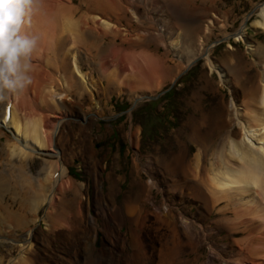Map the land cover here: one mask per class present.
Masks as SVG:
<instances>
[{
  "label": "bare ground",
  "instance_id": "1",
  "mask_svg": "<svg viewBox=\"0 0 264 264\" xmlns=\"http://www.w3.org/2000/svg\"><path fill=\"white\" fill-rule=\"evenodd\" d=\"M116 1L118 0H86L87 5L83 8L76 6L74 0H27L28 7L20 28L25 34L37 36V48L29 59L28 75L31 77V83L18 94H8L3 99L5 107L0 117L12 135L6 134V143L0 147V240L11 233L3 231L7 222L8 226L9 223L14 226V231H29L30 222L34 221L32 216L34 217L40 205L47 202L54 205L44 219L50 231L42 235L40 240L46 245H52V249H47L46 252L39 250L35 246L39 238L32 234L31 238L23 243L25 246L22 245L21 251L26 249L19 259H11L6 263L7 260L0 258V264H182L186 261L183 258L187 253L197 249L196 224L202 222V214L209 216L212 207L223 201L232 205L234 216L222 217L221 222L217 223V229L222 227L230 235H234L240 225L248 227L244 228V231H250L253 227V232H249L251 235L243 240L245 246L241 245L237 251L241 256L249 249L247 264H264V229L260 228H264V61L261 84L259 85L252 76H248V82L244 84L242 91V96L249 94L251 101H255L253 114L259 116L250 115V118L246 115L247 119L240 124L243 130L242 140L234 143L227 141L226 148L222 146L219 158L223 159L224 155L226 158L220 162L217 158L219 166L211 164V167L206 168L201 152L195 157L191 173L178 157L164 163L163 172L179 173L183 178H186V175L190 177L184 185L190 195L185 198L188 202L198 201L200 219L192 221L185 219L183 215L177 217L171 206L166 205L164 210L154 211V221L148 225V211L142 201L141 191L151 190L150 183L146 184L143 190L126 195L121 207H106L103 205V196H97L98 213L95 216L89 213L82 216L83 186L68 178L65 167L59 168V159L45 162L38 177H34L31 169L27 167L34 154L46 152L52 147L57 149L54 139L62 137V128L68 122L66 119V123L63 122L67 115H61L67 106V94H56L60 100L53 96L57 90L56 83H53L56 71L59 76L58 86L63 92L74 91L79 97L90 93L86 83L88 80L92 82L93 79L91 72L84 71V66L100 74V82L106 83L102 89L106 91L120 92L121 85L126 80L131 81L133 76L142 80L146 86L143 93H139L141 96L128 91L133 99L151 98L154 90L163 83L166 70L163 61L147 50L148 43L159 38V34H151L147 40L137 35L135 40L129 41L130 37H126L125 29H121V25L115 20V8L119 6ZM153 1L161 5L164 0ZM144 2L147 5L148 0ZM165 2L173 9L175 25L181 26L184 35L186 31L188 36L191 35L198 24L200 9H189L188 0ZM122 9L126 13V9ZM260 18L255 24L264 28V9ZM151 23L155 25L158 20ZM182 33L177 35V38L182 37ZM245 37L246 32H238L235 41ZM106 38H110V43L102 46L100 60L95 61L89 51ZM79 45L85 47L84 54L87 57H84ZM249 47L251 53H264L261 46ZM193 54H187L186 60L193 57ZM83 57L86 62L84 65L80 61ZM58 60L59 65H56ZM236 69L238 68L235 67ZM222 75L220 74L221 79ZM99 89L94 86V91ZM34 92L37 97L36 104ZM93 121L94 119H91L87 125ZM61 122L63 123L60 125ZM80 128L84 130V126ZM205 143L209 144L207 137L203 138V142L202 139L199 141L201 147H205ZM53 155L62 156L61 152H54ZM55 174L58 178L50 185ZM61 180L57 197L47 198L50 189L59 185L58 181ZM166 187L162 190L169 192L171 187ZM19 191L22 194L21 202L25 204V214L10 210L2 201L7 193L17 200ZM247 196L250 198L244 200ZM3 219L7 221L5 226ZM98 219H102V224L98 223ZM246 223L250 225L247 226ZM57 226L64 227L65 230L58 232ZM124 226L126 230L122 231ZM99 231L103 233L104 242L97 248L95 241ZM54 236L57 237L56 241ZM239 242L240 240H232V248ZM45 244H42L43 249ZM16 248V245H13V249ZM55 251H60L61 256L55 255ZM215 256L221 257L219 253ZM212 259L213 257L210 264H215Z\"/></svg>",
  "mask_w": 264,
  "mask_h": 264
},
{
  "label": "rangeland",
  "instance_id": "2",
  "mask_svg": "<svg viewBox=\"0 0 264 264\" xmlns=\"http://www.w3.org/2000/svg\"><path fill=\"white\" fill-rule=\"evenodd\" d=\"M74 1L76 6L85 8L87 5L86 0ZM163 2L158 5L157 2L148 0L146 5L144 0H118L116 3L119 6L115 8L117 10L115 20L121 25V29H125L126 37H130L129 41L135 40L137 35L147 40L151 34H159L157 41L148 43L147 50L163 61L166 70L163 83L152 94L150 93L151 98L130 97L129 92L142 94L145 90L146 84L136 76H133L131 81L126 80V84L121 85L120 92L106 91L102 89L106 83L100 82V74L84 66V71L91 72L93 79L92 82L88 80L86 83L90 93L79 97L74 91L63 92L58 86V71L54 73L53 83H56L57 90L53 96L60 100L56 94H67L65 98L67 106L61 115H67L63 122H68L62 128L64 130L62 137L54 139V145L58 150L52 147L46 152L34 154L27 167L31 169L34 177H38L45 162L59 159V168L65 167L68 178L83 186L82 216L88 213L95 216L98 213L97 196H103V205L106 207L112 205L121 207L126 195L143 190V187L150 183L151 190L141 191L142 201L148 211V225L154 221V211H162L166 205L171 206L177 217L183 215L185 219L192 221L200 219L198 201L188 202L185 198L190 195V191L184 186L190 177L186 175V178L185 176L183 178L179 173L163 172L164 163L178 157L191 173L195 157L201 152L206 168L219 166L218 163L226 158L225 155L223 159L219 158L222 146L226 148L227 141L240 142L243 138L240 124L247 116L255 115L253 114L255 101H251L249 94L242 96L244 93L242 91L244 84L248 82V76H252L259 85L261 84L264 53L261 55L251 53L249 46H261L264 50V28L255 24L261 19L264 0H188L189 9L193 11L200 9L198 24L189 36L187 31V35L182 33L180 25H175L173 9L165 0ZM122 7L126 9V13ZM155 20H158V23L153 25L151 22ZM242 31L246 32L245 39L235 41L236 34ZM181 33L182 37L177 38ZM99 42L89 51V55L91 58L94 57L95 61L100 60L101 48L110 43V38ZM79 46L84 57H87L84 54L85 47ZM191 52L194 53L193 57L186 60V55L192 54ZM84 57L80 60L83 65L86 63ZM56 65H59V60ZM212 66L217 68L213 69ZM235 67L238 69L235 70ZM220 74H223L222 79ZM118 78L117 76L116 79ZM94 86L100 89L94 91ZM34 96L36 104L35 92ZM48 97L51 99V96ZM4 103L5 101L0 100V116L5 107ZM91 119H94L93 123L87 125ZM82 125L84 130L80 128ZM0 126L2 147L6 143V134L12 133L1 117ZM206 137L209 144L205 143V147H201L199 141L202 139L203 142V138ZM54 152L58 154L61 152L62 156H55ZM57 176L55 174L50 185H53ZM58 182L59 185L50 189L47 198L57 197L59 192L57 189L62 180ZM166 186L171 187L169 192L162 190L167 188ZM248 198L250 197L247 196L244 200ZM16 199L7 193L2 201L10 210L25 214L21 191ZM53 206L47 202L43 203L34 213V217L29 216L34 220L30 222V234L27 229L14 231V226L11 223L8 226V222L3 219L4 226L7 222L3 231L11 233L0 240V258L7 260L6 263L11 259H19L26 249L21 251L23 243L26 239L29 240L32 234L39 238L35 242L39 250L46 252L47 249H52V245H46L40 237L50 231L44 219ZM213 207L209 216L203 213L200 219L202 222L196 224L197 249L191 253L189 251L183 258L186 261L182 264H210L212 257L215 264L225 262L247 264L249 249L241 256L238 251L241 245L245 246L243 240L251 235L249 232H253V227L249 229L250 231H244V228L248 227L240 225L238 231L234 232L235 236L230 235L222 227L217 229V223L221 222L222 217L231 218L234 212L232 205L227 201ZM102 222V219H98L99 224ZM61 230H65L64 227L57 226V231ZM125 230L126 226L122 231ZM56 239L54 236V241ZM232 240L240 242L232 248ZM103 242V233L99 231L95 246L99 248ZM42 244H45L44 249ZM13 245L18 249H13ZM55 252V255L61 256L60 251ZM216 253L221 257L216 258Z\"/></svg>",
  "mask_w": 264,
  "mask_h": 264
},
{
  "label": "clouds",
  "instance_id": "3",
  "mask_svg": "<svg viewBox=\"0 0 264 264\" xmlns=\"http://www.w3.org/2000/svg\"><path fill=\"white\" fill-rule=\"evenodd\" d=\"M27 7V0H0V100L31 83L29 59L38 38L21 31Z\"/></svg>",
  "mask_w": 264,
  "mask_h": 264
}]
</instances>
